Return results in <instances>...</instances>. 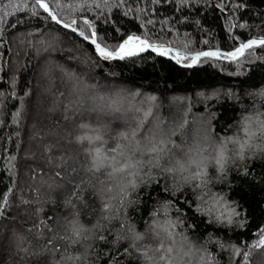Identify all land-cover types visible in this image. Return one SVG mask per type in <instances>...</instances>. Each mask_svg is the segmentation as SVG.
<instances>
[{
    "label": "trees",
    "instance_id": "trees-1",
    "mask_svg": "<svg viewBox=\"0 0 264 264\" xmlns=\"http://www.w3.org/2000/svg\"><path fill=\"white\" fill-rule=\"evenodd\" d=\"M45 1L61 7L64 24L113 51L128 36L153 46L172 42L188 55L232 52L251 37L264 39V0ZM188 64L163 58L140 64L105 60L27 0L0 1V264H38L45 258L46 264H166L160 256H168L170 246L156 249L162 235L170 239L174 233L177 256L193 242L202 245L197 258L202 254L206 264L257 262L250 246L258 244L264 228V151L235 162L222 179L211 174L212 182L200 190L178 174L183 164L172 153L180 139L195 131L188 126L171 135L170 151L160 154L159 167L145 166L151 180L117 177L108 182V192L97 180L100 174L88 170L90 157L81 167L65 135L81 128L83 136L91 137L87 133L98 124L113 129L121 122L88 112L82 93L93 100L127 90L156 105L222 92L218 99L197 102L194 115L208 126L211 138L222 142L246 117L264 122V47L252 48L238 62ZM90 81L105 86H87ZM106 85L120 91H107ZM172 117L162 107L154 125L170 127ZM82 135L74 136L76 142ZM104 146L99 141L87 149ZM212 197H222L239 215L231 222L216 217Z\"/></svg>",
    "mask_w": 264,
    "mask_h": 264
},
{
    "label": "rangeland",
    "instance_id": "rangeland-1",
    "mask_svg": "<svg viewBox=\"0 0 264 264\" xmlns=\"http://www.w3.org/2000/svg\"><path fill=\"white\" fill-rule=\"evenodd\" d=\"M45 1V0H44ZM47 2V1H46ZM93 38V37H92ZM242 43H239L237 48ZM252 49V48H251ZM249 49V50H251ZM248 50V51H249ZM247 51V52H248ZM247 52L244 55V58L247 54ZM99 56V54H97ZM168 58L175 60L176 62L179 60H182L179 56H177L175 53L173 54H166ZM188 55V54H187ZM194 56V55H190ZM100 57V56H99ZM220 61L224 62H231L226 59H223L221 57ZM188 65H191L190 63ZM187 66V65H186ZM69 73H72L75 75L77 79L80 78L81 74L80 72H75L72 68H69ZM79 77V78H78ZM96 87L99 86L98 89L104 88L105 85H96L94 82L87 83V86H93ZM105 89L109 91L108 87L114 88L113 90H118V86H109L106 85ZM97 93V91H95ZM94 92V93H95ZM83 99L81 98V101L85 103V106L88 108V112L92 111L93 115L100 117L101 119H120L121 122H117V124L120 125V127H116L113 129H110L108 127H105L106 125L98 124V129L95 131L89 132L87 134H90L92 138H94L98 134H102L104 138H108L106 141L107 143L104 146V149H106L108 146L112 145L115 140L114 138L119 134L124 132L131 133L134 129L136 131V138L129 137L128 140H122L121 143L125 145H135L137 141H141V148L142 150L148 146V136L147 133L149 130L154 131L156 133V139L159 140L161 138L168 141L167 143V149H169L170 144L169 140L172 139L171 135L177 137V135L183 130H185V127L189 126V129H195L194 132H191V134H188L186 138L180 139L179 146L180 147H172L173 148V158L178 157L179 160H181V164H183V167L180 168L178 171V174H181L182 176L190 177L192 174L193 169H195L196 164H199L203 162L204 164L208 165V173L209 176L211 174H217L214 167L212 166L209 161H211L214 157V155L219 151L220 146L223 144L225 148V156L228 158V162L226 165V169L229 168L232 164H234L237 161H241L239 158L240 154V143H249L251 144V147H246L243 152V157L245 158L246 155H249L250 153L256 154L263 152L260 149L263 148L260 146V143L262 141L264 142V137L261 136L260 127H261V120L257 117L255 118H245L243 119L238 126L235 127V129L232 132L231 138L233 141H229V139L225 140L224 142L219 141L218 139L211 138V132L208 130V126L203 125L200 122L199 117H195L196 113V104L199 101H210L218 99L224 94L222 92H214L209 93L206 95H196L195 98H193L195 101L187 98H169L164 103L161 102L159 105H156L154 102V99H150L147 96L137 94L135 92H132L131 90L118 92L116 95H110L103 97L104 99H100V97H95L93 100L88 99L87 96L82 93ZM98 98V99H97ZM119 99L118 103H115L114 100ZM106 104L113 105L116 107H119V112H113L109 108L105 107ZM156 105V106H155ZM165 108L168 114H170L173 124L170 125V127L167 126H155L154 122L157 121L160 118V108ZM133 108V109H132ZM145 112L149 113L147 117H145ZM94 115V116H95ZM100 115V116H99ZM186 120V122H185ZM185 122V123H184ZM245 128L248 129V132L255 133L254 136L249 138V136L245 132ZM83 129H74L70 130V137L67 133L65 135L69 138L71 141V145H73V149L75 148L77 151L74 152L77 155L79 159V164L82 167L84 165V159L85 156H88L87 153H85V149L94 147L99 141H96L95 143H89L87 140L84 142H79L74 139V136L76 135H82ZM82 132V133H81ZM85 133V132H84ZM86 134V133H85ZM114 135V136H112ZM83 136V135H82ZM174 138V137H173ZM168 150H166L164 153H167ZM147 156L141 157V159H146ZM243 158V159H244ZM39 159V158H38ZM195 162V163H193ZM185 181V180H184ZM188 184H194V181H191L190 179L187 181ZM23 187V186H22ZM205 188V187H203ZM202 188V189H203ZM22 188L21 190H23ZM200 189L201 188H197ZM212 201L209 202L211 207V212L221 219H233L236 216H229V213L231 210L227 205L219 199H215V197H212ZM217 200H219V203H217ZM163 240L165 245H169L171 248L173 247V253L170 254L171 258V264H206V261L203 260L202 254H201V260H198V256L200 255V250H202V245L199 243H193L189 242L186 245H184L183 250L179 252V255L177 256L174 254V248L175 245H177L179 236L174 233L172 237L167 238L165 236H161L159 238V241ZM254 245H257L254 244ZM261 246L253 247L250 246V252H254L258 258L257 262L259 261V264H264V250L261 249ZM167 249V248H166ZM165 249V250H166ZM176 252V250H175ZM169 255V254H168ZM176 255V256H175ZM168 260V259H167ZM256 261L253 262V264H257ZM169 264V260L168 263Z\"/></svg>",
    "mask_w": 264,
    "mask_h": 264
},
{
    "label": "snow or ice",
    "instance_id": "snow-or-ice-1",
    "mask_svg": "<svg viewBox=\"0 0 264 264\" xmlns=\"http://www.w3.org/2000/svg\"><path fill=\"white\" fill-rule=\"evenodd\" d=\"M36 3L39 4L41 8L44 9V11L48 12L49 8L46 3H44V0H36ZM51 15V13H49ZM53 19H56L55 16L52 17ZM59 22V21H57ZM75 23V21H73ZM85 23H88V21H85ZM65 27H70V25L65 24ZM75 31V29H72ZM81 36H84V33H80ZM95 35V33H93ZM85 39H88L87 36H84ZM92 44L95 45L96 51L99 54V56L105 60L108 59H120L123 60L127 57L136 56L139 53H142L148 49H151L153 52H159L160 55H164L167 52L171 51L170 49H158L152 44H150L147 40L142 39L139 36H128V38L119 45V47L114 51H108L105 48H102L99 44L96 43V41L93 39ZM254 46H262L264 47V39H253L249 40L246 43H242L238 48H236L232 52L227 53H221L219 51H204L199 52L191 57L192 63H197L200 61L202 57L205 58H221L231 61H236L239 57L243 56L246 49H251ZM179 62V60H178ZM191 66V65H187ZM100 99H104L103 97H100ZM105 107L109 108L113 112H119V107L106 104ZM145 117L149 115V113L145 112ZM79 127H87V125L80 124ZM117 127H120L119 124H117ZM246 134L251 139L252 136L255 135V133L248 132V129H244ZM261 136L264 137V122H261L260 127ZM136 131L135 129L129 133V132H122L119 133L115 138V142L108 146L106 149H101L99 147L92 149H85V152L91 159L89 171L93 173H99L100 176L97 177L98 182L101 185L106 186V190L108 192L112 191V187L108 182L116 179L117 177L124 178V177H139L141 182H147V180L152 179L151 171H144L145 166L150 167H159V156L161 153L165 152L166 150L170 151V149H167V143L168 141L161 138L159 140L156 139V133L154 131L149 130L147 133L148 136V146L142 150L141 148V141H137L135 145H125L122 144V140H128L130 136H135ZM229 141H233L232 138H228ZM77 140L79 142H84L87 140L90 144L95 143L96 141H100L103 144H106L107 142L103 139V136L98 134L94 138L83 136V137H77ZM246 147H251V144L244 143L240 145V154L239 158L243 159V152ZM261 151H264V148L260 149ZM225 148L223 144L220 146L219 151L214 155L213 159L209 161V163L212 164L214 167L216 173H218L219 178H224L226 176V165L228 162V158L225 156ZM152 155V159H148L147 161H144L141 159V157ZM195 163V162H193ZM141 171H144V175L141 176ZM167 172H173L172 168L165 169ZM248 173L245 172V175ZM56 175H60V173H56ZM196 182L197 188L206 187L209 183L212 182L213 177L209 176L208 173V165L204 164L203 162L196 164L195 169H193L192 174L190 177H186V182L188 180ZM129 184H131L132 187L136 186L135 179H132L129 181ZM123 192V189H121ZM7 202V197H2ZM203 199V197H201ZM223 198L220 197L219 200H222ZM219 200H217V203H219ZM27 203V202H25ZM121 206H123V200H121ZM104 209L107 210L109 205L105 203L103 205ZM179 211V209H177ZM239 212L236 211L235 208H232L231 212L229 213V216H238ZM229 222H231V219H229ZM51 231V229H49ZM261 232V238L258 241L257 245H253V247L257 246H264V228L260 230ZM80 229L74 230V235L79 236ZM171 234L169 233V236ZM100 239H105V237L101 236ZM48 245L52 244V241L49 240ZM164 249V242L163 240L160 241L157 251H161ZM127 249H125V252ZM166 253L169 254L168 256L162 254L160 256L161 260L168 259L169 264H171V258L170 254L173 252V249L171 247H168L166 250ZM142 255L147 256V253H142ZM38 264H46V258L42 259L38 262Z\"/></svg>",
    "mask_w": 264,
    "mask_h": 264
},
{
    "label": "water",
    "instance_id": "water-1",
    "mask_svg": "<svg viewBox=\"0 0 264 264\" xmlns=\"http://www.w3.org/2000/svg\"><path fill=\"white\" fill-rule=\"evenodd\" d=\"M0 1H1V0H0ZM27 1H28L29 3H31L32 5L37 6L38 8H40L41 11H43V12L47 15V17L49 18V20H50L52 23L56 24L59 28H61L65 33H67V34H69V35H71V36H73V37H75V38H77V39H79V40L85 42L86 44H88V45H90L91 47H93V48L95 49V51H96V47H95V45L92 44V42H91L93 39H94V40L96 41V43L99 44L102 48H105V49L108 50V51H113V50L109 49L108 47L104 46L103 44H101L100 42H98L95 38H92V37L87 36L88 39H85L84 36H86V35L81 36L80 33L77 32L76 30L73 31V30H72L73 28H71V27H65V26H64L65 24L63 23V20H62V10H61V7H60L58 4L44 1V3H46V4L48 5V7H52V6H53V7L57 8V10H58V14L56 15V19H52V18L49 16V13L46 12V11H44V9L41 8V7L39 6V4L36 3V0H27ZM57 21H59V22H57ZM253 39H257V40H259V39H263V38H261V37H251V38L247 39V40H246L245 42H243V43H246V42H248L249 40H253ZM163 45H170V46H172L173 51H174L173 53H175V54H176L177 56H179L181 59L189 61V63L191 64V66H190V67H189V66H186V68H192V67H195V66H197V65H200V64L205 63V62H208V61H220V60H221V58H205V57H202V58L200 59V61H198L197 63H194V64H193V63H192V60H191V57H192V56L187 55V54H186L181 48H179L177 45H175V44L172 43V42L163 41V42H160L159 44L154 45V46H155L156 48H158V49H161V46H163ZM257 47H261V46H254L253 48H257ZM248 50H249V49H246V50H245V53H246ZM217 51H219V52H221V53H227V52H229V51L224 50V49L217 50ZM96 53H97V51H96ZM245 53H244V55H245ZM97 54H98V53H97ZM244 55L241 56V57H239L236 61H232V62L242 61V60L244 59ZM155 58H163V59H166V60H168V61H170V62L177 63L175 60H172V59L168 58L166 54H164V55H160L159 52H153V54H152L150 57L146 58V59H147L148 61H151V60H153V59H155ZM111 60H113V61H118V62H124V63H130V64H134V63H138V64H140V63H142V60H139V61H133V60H130V59H127V58H125V59H123V60H120V59H111ZM228 61H231V60H228Z\"/></svg>",
    "mask_w": 264,
    "mask_h": 264
},
{
    "label": "bare ground",
    "instance_id": "bare-ground-1",
    "mask_svg": "<svg viewBox=\"0 0 264 264\" xmlns=\"http://www.w3.org/2000/svg\"><path fill=\"white\" fill-rule=\"evenodd\" d=\"M49 11L48 13H51V15L49 14V16L52 18L53 16L56 17V15L58 14V10L55 7H48ZM53 19V18H52ZM161 49H170L171 51L167 52L166 54H173V48L170 45H163L161 46ZM153 54V51H151V49H148L142 53H139L136 56H132V57H127V59L133 60V61H139V60H144L148 57H150Z\"/></svg>",
    "mask_w": 264,
    "mask_h": 264
}]
</instances>
